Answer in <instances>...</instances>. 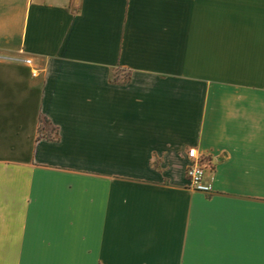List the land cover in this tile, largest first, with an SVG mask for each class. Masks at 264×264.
<instances>
[{"label":"crops","instance_id":"crops-1","mask_svg":"<svg viewBox=\"0 0 264 264\" xmlns=\"http://www.w3.org/2000/svg\"><path fill=\"white\" fill-rule=\"evenodd\" d=\"M0 264H264V0H0Z\"/></svg>","mask_w":264,"mask_h":264},{"label":"built area","instance_id":"built-area-1","mask_svg":"<svg viewBox=\"0 0 264 264\" xmlns=\"http://www.w3.org/2000/svg\"><path fill=\"white\" fill-rule=\"evenodd\" d=\"M27 63L30 60H26ZM188 164L185 169L186 185L188 188L203 193H210L211 186L205 181L206 169L209 166L204 154H200L195 147H189L185 153Z\"/></svg>","mask_w":264,"mask_h":264},{"label":"trees","instance_id":"trees-1","mask_svg":"<svg viewBox=\"0 0 264 264\" xmlns=\"http://www.w3.org/2000/svg\"><path fill=\"white\" fill-rule=\"evenodd\" d=\"M40 122H47V119H45V118H41L40 119ZM53 133H54V135H56V131H54L53 130ZM49 137H53V136H50V135H48Z\"/></svg>","mask_w":264,"mask_h":264}]
</instances>
